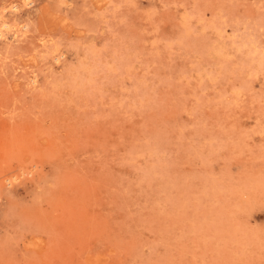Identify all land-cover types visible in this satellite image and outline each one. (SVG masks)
I'll use <instances>...</instances> for the list:
<instances>
[{"label":"rangeland","instance_id":"obj_1","mask_svg":"<svg viewBox=\"0 0 264 264\" xmlns=\"http://www.w3.org/2000/svg\"><path fill=\"white\" fill-rule=\"evenodd\" d=\"M0 14V264H264V0Z\"/></svg>","mask_w":264,"mask_h":264},{"label":"bare ground","instance_id":"obj_2","mask_svg":"<svg viewBox=\"0 0 264 264\" xmlns=\"http://www.w3.org/2000/svg\"><path fill=\"white\" fill-rule=\"evenodd\" d=\"M27 4H28V2H27ZM16 7H18L17 5H15ZM16 7H12V8H16ZM17 12V11H16ZM16 12H14V13H16ZM16 25H14L9 19H8V17H6L5 15H3V14H0V38L2 37V38H5L6 37V34H8V33H13L14 31V28H16L15 27ZM18 28V27H17ZM18 33H20V32H18ZM17 34V33H16ZM15 36V35H14ZM1 38V40H3ZM33 82H35V80L33 79ZM10 180V179H9Z\"/></svg>","mask_w":264,"mask_h":264}]
</instances>
